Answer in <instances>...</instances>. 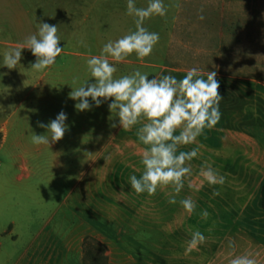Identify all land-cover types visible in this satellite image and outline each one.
Wrapping results in <instances>:
<instances>
[{
  "label": "rangeland",
  "instance_id": "obj_1",
  "mask_svg": "<svg viewBox=\"0 0 264 264\" xmlns=\"http://www.w3.org/2000/svg\"><path fill=\"white\" fill-rule=\"evenodd\" d=\"M16 1L23 10H27L29 2L36 12L28 15L14 11L8 18L4 11L7 4L0 0V41L23 42L26 36L36 32L37 23L47 22L59 26L57 33L60 30L61 33L57 35L63 51L92 56L99 55L102 45L109 39H116L135 28L134 20L126 14L127 0H82L78 23L75 22L78 29H73V34L58 24L60 5L66 0ZM229 1L228 14L224 13L219 23L229 26L226 53L207 55V60L202 61L165 63L176 69L166 74L171 73L178 79L186 73L185 68H198L205 79L208 71H215V79L219 82L217 91L222 97L219 122L211 129L206 128L195 144L182 145L177 150L198 147V156L188 162L191 174L184 181L181 192L175 194L177 203H169V196L174 194L170 187L158 188L151 196L130 190L129 176L139 177L143 171L140 159L146 146L137 139L139 124L127 131L122 129L94 160L91 172L86 175L83 206L74 205L77 192L67 195L71 192L67 174L49 171L43 177L35 172L26 175L10 157L1 155L0 262L8 260L5 251L12 253L10 257H18L34 240V234L42 229L61 234L57 237L43 234L36 239L35 248L45 246L62 250L66 242L76 244L79 240V256L84 246L98 254L103 252L106 264H229L230 253L254 255L253 242L236 235V224L231 218L235 211H231V204L235 205L238 193L254 195L260 189L257 180L264 176V105L260 104V97L264 98V77L253 76L251 43L244 48L240 46L242 50L237 52V17L240 25L250 27L251 12L245 8L247 12L239 14L235 0ZM135 2L137 7H146L148 0ZM177 2L164 0L168 16L173 14ZM47 5L52 15L45 10ZM32 16L35 22L29 18ZM12 20L13 28L7 29L6 24ZM153 23L150 20L144 25L148 28ZM248 31L251 38V30H245ZM10 47L13 46L0 44V62L3 51ZM61 57L58 63L63 58L70 63L73 60L67 54L61 53ZM89 58L79 57V60L86 65ZM34 60L30 50L23 49L17 67H0V89H12L14 84L19 90L17 94L8 95L6 110H12L17 101L15 97L28 91L43 73L31 68ZM151 76L156 75L151 74L149 78ZM205 161L225 177L224 184L209 185L203 180L201 166ZM213 191L219 195L213 196ZM184 198H191L196 205L191 218L179 204ZM203 210L208 212L206 219L200 215ZM82 229L84 243L78 237ZM195 230L202 232L206 239L186 252ZM227 233L229 238H225ZM256 253L257 264H264V254L258 249ZM69 255V262H76L77 254Z\"/></svg>",
  "mask_w": 264,
  "mask_h": 264
},
{
  "label": "crops",
  "instance_id": "obj_2",
  "mask_svg": "<svg viewBox=\"0 0 264 264\" xmlns=\"http://www.w3.org/2000/svg\"><path fill=\"white\" fill-rule=\"evenodd\" d=\"M16 2L15 0H5V4H7L4 7L6 17H11V14L15 13L14 11L18 12L19 10L28 15L36 12L29 2L27 10H23L20 2ZM235 2L239 14L247 12L245 8L251 12L250 27L246 28L243 24L240 25L241 20L237 17V52H241L239 51L242 50L239 49L240 46L244 48L246 45L250 46L251 43L253 76L264 77V0H235ZM176 4L171 16H168L169 12L166 11L165 16H152L144 22L154 21L153 25L148 28L144 26L149 31L158 32L160 36L152 54L146 57L143 63L138 61L133 54L125 61L116 64L117 71L114 73V77L118 78L139 70L142 73H148L149 76L155 74L159 78L161 74H166L170 70V72L176 71L175 68L167 66L166 62L202 61L207 60V55L227 52L224 47L226 46V35L229 34L227 32L229 26L219 23L224 19L222 15L228 14V7H231L229 0H178ZM81 5L82 0H66L60 5L58 24L62 25V28L70 29L72 34L73 29H78L75 22L78 23ZM246 5L247 7H245ZM45 10L52 15V11H48V5ZM201 15L204 17L203 20L199 18ZM29 18L35 22L33 16ZM131 19L134 20L132 16ZM50 20L52 21V16H50ZM69 20H71L70 23H68ZM13 23V20L8 22L6 28H13ZM57 29L59 30V26ZM246 29L251 30V38L248 37L250 31L246 33ZM60 33L61 30L57 34ZM165 38L168 39L166 44ZM0 44L13 47L17 45V43L5 41H0ZM214 47L216 48L214 49ZM62 53L73 58L71 63L65 58L58 63L59 59L57 58L56 64L50 70L44 71L28 91L22 96L15 97L17 101L12 110H6V102L10 97L8 95L19 92L18 86L13 84L12 89H0V156L10 157L14 165L24 169L26 175L35 172L43 177L49 171L67 174L71 181V192L67 195L70 196L77 192L74 205L78 207L83 206L86 175L91 172L94 160L100 157L104 148L116 139L122 129L119 126L111 127V124L117 122L118 119L113 117L114 114L111 116L109 111L108 103L111 102V98L99 107L92 106L90 110L77 111L75 109L74 105L78 101L72 100L69 93L72 88L79 87L85 80L90 79L89 83H91L93 79L87 64L80 61L79 57L90 56L74 51H62ZM86 70L87 73H85ZM85 74H88V77ZM261 103L264 105V98L260 97ZM60 111L67 115L65 123L68 128L64 136L54 143L50 141L49 145L34 144L32 142L33 133L46 135V128L39 127V123L46 125ZM263 177L257 180V186L260 189L254 195L238 193L235 205L231 204V211H235V213H231V218L236 224V235L253 242L254 255L258 253H256L257 249L260 254H264V207L261 204ZM193 216L192 213H188L189 218ZM63 217L60 219L65 221L66 217ZM43 230L34 234V240L18 257H10L12 253L5 251L8 260L0 262V264L85 263L84 246H82V257L78 255L79 247H81V245H77L79 240L76 244L66 242L62 250L45 246L35 248L36 239L42 237L43 234H47L45 236L48 237L52 234L53 236L61 234ZM78 237L81 239V243H84L83 229ZM225 238H229L228 233ZM69 254H77L76 262H69L71 259Z\"/></svg>",
  "mask_w": 264,
  "mask_h": 264
},
{
  "label": "clouds",
  "instance_id": "obj_3",
  "mask_svg": "<svg viewBox=\"0 0 264 264\" xmlns=\"http://www.w3.org/2000/svg\"><path fill=\"white\" fill-rule=\"evenodd\" d=\"M126 14L134 18L135 29L116 39H109L102 45L99 55L87 59L92 82L89 83L88 79L79 87L72 88L69 97L78 101L74 105L77 111L99 107L111 98L109 111L111 116L114 114L113 117L118 118L111 127L119 126L127 131L139 124L137 139L146 146L140 159L143 171L139 177L129 176L130 190L151 196L158 188L170 187L174 194L169 196V203L176 204L175 194L181 192L184 181L191 174L188 162L198 156V147L188 151L177 150L182 145L195 144L206 128L211 129L219 122V103L222 99L217 91L219 82L215 79V71H208L205 79L196 67L187 69L180 79L171 73L149 78L148 73L139 70L114 77L116 64L133 54L143 63L152 54L160 36L156 31H149L144 22L152 16H165L166 6L164 0H148L146 7H137L135 0H127ZM199 18L204 19L202 15ZM37 24L35 33L26 36L15 47L3 51L0 67H17L23 49L30 50L35 57L31 68L37 72L50 70L57 58H62L64 48L59 44L61 38L57 35V26L47 22ZM66 119V113L60 111L46 125L39 123V127L46 128V135L33 133L32 142L49 145L50 141L54 143L60 140L68 128ZM201 175L209 185H222L225 182V177L214 171L206 161L202 162ZM212 195H219V192L213 191ZM179 204L189 214L196 207L191 198L181 199ZM200 215L206 219L208 212L203 210ZM205 239L199 230L192 231L185 251H192ZM229 247L233 245L230 243ZM229 255L232 257L229 264H257L252 254Z\"/></svg>",
  "mask_w": 264,
  "mask_h": 264
},
{
  "label": "trees",
  "instance_id": "obj_4",
  "mask_svg": "<svg viewBox=\"0 0 264 264\" xmlns=\"http://www.w3.org/2000/svg\"><path fill=\"white\" fill-rule=\"evenodd\" d=\"M1 140V133H0ZM261 204L264 207V183L261 188ZM84 264H106V257L103 252L95 253L92 249H85Z\"/></svg>",
  "mask_w": 264,
  "mask_h": 264
}]
</instances>
